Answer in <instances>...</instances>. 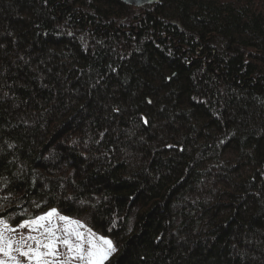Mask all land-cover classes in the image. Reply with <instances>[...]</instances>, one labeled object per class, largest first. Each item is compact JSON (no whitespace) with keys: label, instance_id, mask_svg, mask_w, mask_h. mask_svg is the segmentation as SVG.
I'll use <instances>...</instances> for the list:
<instances>
[{"label":"trees","instance_id":"trees-1","mask_svg":"<svg viewBox=\"0 0 264 264\" xmlns=\"http://www.w3.org/2000/svg\"><path fill=\"white\" fill-rule=\"evenodd\" d=\"M51 208L105 264H264V0H0V218Z\"/></svg>","mask_w":264,"mask_h":264},{"label":"snow or ice","instance_id":"snow-or-ice-1","mask_svg":"<svg viewBox=\"0 0 264 264\" xmlns=\"http://www.w3.org/2000/svg\"><path fill=\"white\" fill-rule=\"evenodd\" d=\"M21 229L29 233L16 235ZM115 251L110 239L56 208L15 227L0 218V264H105Z\"/></svg>","mask_w":264,"mask_h":264},{"label":"rangeland","instance_id":"rangeland-1","mask_svg":"<svg viewBox=\"0 0 264 264\" xmlns=\"http://www.w3.org/2000/svg\"><path fill=\"white\" fill-rule=\"evenodd\" d=\"M61 214V213H60ZM61 215H65V216H68V217H70V218H73V219H75V220H78V221H80V222H82L84 225H85V228H89V226L87 225V223H86V220H85V218H83V217H77V216H71V215H67V214H61ZM38 216V215H37ZM4 219V218H3ZM11 227H15V226H17V225H11V224H9ZM91 229V228H90ZM93 232H95L97 235H99V236H103V237H105V238H107V239H110L112 242H113V245H114V241H113V238L111 237V236H109V235H107V234H104V233H102V232H99V231H96V230H93V229H91ZM29 233V230L28 229H21L16 235H20V234H23V235H27ZM115 246V245H114ZM73 264H76V262H73Z\"/></svg>","mask_w":264,"mask_h":264},{"label":"water","instance_id":"water-1","mask_svg":"<svg viewBox=\"0 0 264 264\" xmlns=\"http://www.w3.org/2000/svg\"><path fill=\"white\" fill-rule=\"evenodd\" d=\"M123 1L126 3H129V4H132V5L138 6V5L142 4L143 2L153 3L157 0H123Z\"/></svg>","mask_w":264,"mask_h":264}]
</instances>
